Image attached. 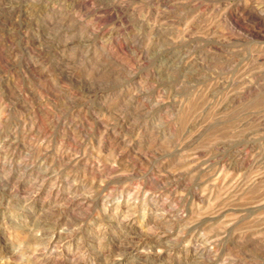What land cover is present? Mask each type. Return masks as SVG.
<instances>
[{
  "label": "rangeland",
  "instance_id": "obj_1",
  "mask_svg": "<svg viewBox=\"0 0 264 264\" xmlns=\"http://www.w3.org/2000/svg\"><path fill=\"white\" fill-rule=\"evenodd\" d=\"M0 264H264V0H0Z\"/></svg>",
  "mask_w": 264,
  "mask_h": 264
}]
</instances>
